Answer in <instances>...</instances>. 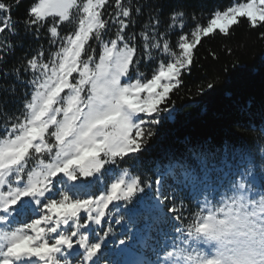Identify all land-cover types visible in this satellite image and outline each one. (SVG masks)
<instances>
[{
  "label": "snow or ice",
  "instance_id": "6c2138e0",
  "mask_svg": "<svg viewBox=\"0 0 264 264\" xmlns=\"http://www.w3.org/2000/svg\"><path fill=\"white\" fill-rule=\"evenodd\" d=\"M106 3L107 0H85L81 6L77 0H38L30 7L24 23L26 31L35 28L37 37L49 17L68 21L74 8L82 15L78 28L53 54L56 63H45L40 58L43 52H39L26 64L21 62L11 70L17 81L31 87V99L24 104L22 116L16 117L7 134L0 138V264H131L126 254L137 256L135 264H173L172 257L160 259L164 252L150 261L132 251L136 247L148 249L153 231L165 235L164 226L169 225L170 214L176 211L175 205L169 206L168 213L164 211L165 177L173 175L177 184L191 187L194 192L219 191L212 188L213 171H223L218 165L208 167L205 163L199 171L185 169L179 177L173 174L171 166L162 167L154 194L129 209L134 222L144 221V228L110 241L113 229L103 227L111 218L110 205L119 209L118 202L132 203L150 188V182L120 166L142 151L153 135L151 126L159 123L161 113L169 111L160 105L179 85L182 70L190 71L193 49L202 37L216 30L228 35L242 18L252 28L264 24V0H247L214 11L206 26L191 32V42L180 35L179 53L172 62L161 64L146 82L139 78L143 74L136 67L140 60L134 58L135 46H129L135 36H125L134 20L121 0H115V15L123 17L118 20L116 38L110 41V47L103 45L95 69L90 67L93 56L85 46L92 38L102 40L108 27L101 11ZM0 12L10 14L11 5L0 2ZM168 16L169 20H162L157 11L145 23L144 28H151L154 41L149 45L147 33H140L146 53L149 48H160L163 41V51L171 54L165 36L178 21L183 26L186 13L176 9ZM161 26L165 27L163 33L159 31ZM4 27L12 31L8 21ZM4 27H0V32ZM48 31L52 38L58 36L55 23ZM11 49L10 43L5 46L0 40V64L4 62L3 53L10 54ZM82 53L87 59L82 58ZM21 69L24 73L31 70V77L21 79ZM3 75L7 77L9 73L4 71ZM122 78H126L124 82ZM12 90L15 91L14 86ZM33 153L39 158L38 163L29 168ZM261 153L264 160V149ZM223 162L227 164V156ZM106 166H116L119 173L113 175V170ZM106 174L112 176L107 183ZM236 176L244 179V173H233V184ZM114 223L118 225L120 220ZM93 226L95 240L89 235ZM133 236L136 243L131 248L122 247L129 245ZM177 243L174 238L170 248L175 249ZM106 247L111 250L105 252Z\"/></svg>",
  "mask_w": 264,
  "mask_h": 264
},
{
  "label": "trees",
  "instance_id": "16d2710c",
  "mask_svg": "<svg viewBox=\"0 0 264 264\" xmlns=\"http://www.w3.org/2000/svg\"><path fill=\"white\" fill-rule=\"evenodd\" d=\"M0 2L11 5L10 14L0 12V27H4L5 21L12 26V31L4 27V31L0 32L4 45H12L10 54L3 53L4 62L0 64V138H3L15 118L22 116L24 104L31 99V87L17 81L11 70L20 66L21 62L26 64L39 52H43L40 58L45 63H56L53 54L60 49L64 39L78 28L82 12L74 8L70 19L63 22L56 17L47 18L37 37L35 28L26 31L24 22L28 19L30 7L38 0ZM83 2L85 0H78L81 6ZM244 2L247 0H121V4L130 9L131 19L134 20L125 30V36H135V40L129 41V46H135L134 58L140 60L136 67L143 75L139 78L146 82L161 64L173 61L174 55L180 51V35L191 42V32L196 27L206 26L214 11H223L229 4ZM137 8L141 9L139 13ZM176 9H182L186 18L183 19V26L178 21L165 36L171 54L163 51V41H160V48H149V56L140 33H147L149 45L154 41L151 28L145 29V23L157 11L162 20H169V12ZM101 11L108 27L101 41L92 38L85 46L88 54L93 56L90 63L93 69L98 64L103 45L107 43L109 46L110 41L116 38L118 20L123 19L115 15L118 11L115 0H107ZM53 23L58 31L55 38L48 31ZM159 31L163 33L165 27L161 26ZM50 40L55 42L50 43ZM89 45L92 47L89 48ZM82 58L87 59L83 53ZM4 71L9 73L7 77H4ZM30 77L31 70L24 73L21 69V79ZM209 84L213 86L209 88ZM13 86L15 91L12 90ZM160 107H167L169 111L161 113L159 123L151 126L153 135L147 139L140 153L120 166L128 167L131 175L150 182V188H146L132 203L118 202L119 209L110 205L111 218L104 222L103 227L113 229L110 241H118L130 232L144 228V221L134 222L129 209L136 207L141 199L154 194L162 167L166 169L171 166L173 174L179 177L185 169L199 171L205 163L208 167L218 165L223 171L212 173V188H219L217 192H194L191 187L177 184L173 175L165 177L164 211L168 213L171 205H175L176 211L170 214L172 219L169 225L164 226L165 235L153 231L148 249H132L146 260L155 261L156 255L164 252L161 260L169 256L173 264H190L193 262L191 255L203 243L201 227L209 214L247 217L248 222L264 227V160L261 159V149H264V24L252 28L242 18L238 25L229 30L228 35L216 30L208 37H202L193 49L190 71L182 70L179 85L170 91L167 102ZM225 156L227 164L223 162ZM38 159L33 153L28 167L35 166ZM106 167L113 170V175L119 173L116 166ZM236 172L244 173V179L236 176L233 184V173ZM111 178L106 174L105 182ZM116 219L120 220V224L114 223ZM89 235L90 239H97L96 226L89 230ZM174 238L178 241L177 247L171 249L170 242ZM136 240L133 236L130 244L122 247L131 248ZM166 249L172 252L166 253ZM110 250L108 247L104 249L105 252ZM126 255L131 264H135L137 256Z\"/></svg>",
  "mask_w": 264,
  "mask_h": 264
},
{
  "label": "clouds",
  "instance_id": "9594fccd",
  "mask_svg": "<svg viewBox=\"0 0 264 264\" xmlns=\"http://www.w3.org/2000/svg\"><path fill=\"white\" fill-rule=\"evenodd\" d=\"M201 231L226 249V264H264V227L248 222L247 217L231 223L209 217Z\"/></svg>",
  "mask_w": 264,
  "mask_h": 264
},
{
  "label": "rangeland",
  "instance_id": "374dc122",
  "mask_svg": "<svg viewBox=\"0 0 264 264\" xmlns=\"http://www.w3.org/2000/svg\"><path fill=\"white\" fill-rule=\"evenodd\" d=\"M78 2V0H77ZM58 20L59 18L56 17ZM60 21V20H59ZM111 44L109 45V47ZM118 47H122V44H118ZM99 63V61H98ZM125 78H122V82ZM156 186V184H155ZM209 217H213L216 221H225L226 223H231L233 219L236 218L234 215H225V214H209L206 221ZM206 221L201 227V230L206 227ZM203 243L197 248L196 252L192 254L193 262L190 264H226V249L220 247L216 242L208 240L205 236L203 237ZM137 258L134 259L136 261Z\"/></svg>",
  "mask_w": 264,
  "mask_h": 264
}]
</instances>
